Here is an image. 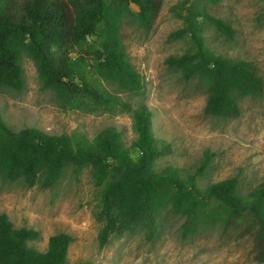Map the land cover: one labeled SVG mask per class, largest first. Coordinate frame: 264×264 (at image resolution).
I'll use <instances>...</instances> for the list:
<instances>
[{"label":"trees","instance_id":"1","mask_svg":"<svg viewBox=\"0 0 264 264\" xmlns=\"http://www.w3.org/2000/svg\"><path fill=\"white\" fill-rule=\"evenodd\" d=\"M205 1L174 7L183 25L170 37L188 38L191 50L169 57L166 64L183 79L205 87L206 114L237 119L240 101L261 96L264 82L253 63L209 47L208 27L228 40L235 30L211 14ZM162 5L163 0H0V90L24 89L22 62L27 57L37 68L42 88L55 94L62 109L132 112L137 133L129 145L115 128L90 139L80 132L14 131L0 118V179L27 188H53L67 169L78 173L91 168L102 247L112 237L138 230L152 240L168 210L184 219V238L195 236L203 225L249 217L259 247L256 259L264 264V182L250 191L235 177L203 187L200 178L211 163L209 151L192 169L159 168L167 149L154 137L150 110L144 105L133 109L119 95L137 96L144 88V77L131 63L123 41L124 25L133 20L151 31ZM39 237L38 231L17 228L0 214V264H69L71 235L50 237L45 252L29 246Z\"/></svg>","mask_w":264,"mask_h":264},{"label":"rangeland","instance_id":"2","mask_svg":"<svg viewBox=\"0 0 264 264\" xmlns=\"http://www.w3.org/2000/svg\"><path fill=\"white\" fill-rule=\"evenodd\" d=\"M194 1L163 0L159 20L149 32L133 20L125 23L123 41L131 63L144 77V88L137 96L119 95L133 109L144 105L150 110L154 137L167 149L159 168L192 169L209 151L212 160L200 178L203 187L235 177L244 191H250L264 182V92L241 100L237 119L212 117L205 112V87L183 79L166 64L169 57L191 50L188 38L174 39L170 35L183 25L174 7ZM205 2L211 14L235 30L234 38L228 40L208 27L209 47L253 63L264 82V0ZM133 10L137 8L133 6ZM22 65L24 89L0 90V118L12 130L35 128L49 135L80 132L92 139L107 128H115L129 145L137 138L132 112L62 109L55 94L42 88L34 62L24 57ZM96 209L91 168L78 173L67 169L53 188H27L21 182L0 179V214H6L17 228L38 231L40 237L29 246L41 252L47 250L50 237L71 235L69 264H262L256 259L259 247L249 217L229 224L203 225L195 236L184 238V219L168 210L160 217L152 240L138 230L112 237L102 247V224L96 220Z\"/></svg>","mask_w":264,"mask_h":264}]
</instances>
